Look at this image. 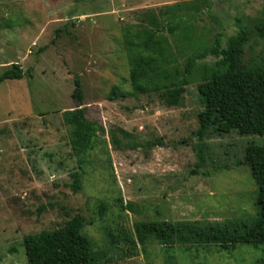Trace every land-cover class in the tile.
Returning <instances> with one entry per match:
<instances>
[{"label": "rangeland", "instance_id": "obj_1", "mask_svg": "<svg viewBox=\"0 0 264 264\" xmlns=\"http://www.w3.org/2000/svg\"><path fill=\"white\" fill-rule=\"evenodd\" d=\"M176 4L177 40L185 31L194 50L206 49L219 34L225 47L245 27L250 37L242 62L264 63V41L255 33L264 0H0V74L11 64L25 73L0 84V264H27L26 235L58 229L78 214L98 264H254L264 258V245L153 243L126 259L110 246L108 232L120 239L138 222L247 221L258 211L257 185L240 162L248 145L264 146V136L210 132L200 143L197 83L186 87L178 107H167L157 94L109 99L113 87L131 90L123 30L154 17L162 23ZM76 79L96 130L91 148L79 155L65 123V112L75 108Z\"/></svg>", "mask_w": 264, "mask_h": 264}, {"label": "trees", "instance_id": "obj_2", "mask_svg": "<svg viewBox=\"0 0 264 264\" xmlns=\"http://www.w3.org/2000/svg\"><path fill=\"white\" fill-rule=\"evenodd\" d=\"M262 19L255 26L256 35L264 41V8ZM163 22L152 18L148 24H137L123 30V44L129 66V92L113 87L109 99L157 94L167 107L181 104L186 87L197 83V94L203 105L198 114L196 136L200 143L211 132L223 137L232 132L240 136H264V63L244 64L242 54L250 32L239 27L229 37L225 47L218 34L211 47L194 50L195 42L183 31L175 37L181 17L177 4L168 6ZM173 37V43L165 34ZM191 50L192 55L185 56ZM214 58L211 64L205 59ZM201 63V65H199ZM25 77L19 65L11 64L0 74V84L6 80ZM72 99L75 108L65 112V123L71 127V145L76 155L91 148L95 125L86 118L81 83L74 81ZM203 147V145H201ZM202 150L200 158L202 159ZM203 160V159H202ZM240 164L249 167L258 188L254 217L247 221L202 223L198 221H146L133 226L132 233L115 239L108 232L112 249L119 259L135 257L139 247L157 243L161 246L185 248L225 245L232 249L239 245L258 248L264 245V146L246 147ZM74 191L80 188V177L73 175ZM103 207V206H102ZM84 218L76 215L62 227L26 235L23 247L27 264H98L90 238L83 233ZM123 243L124 248L117 244ZM254 264H264V258Z\"/></svg>", "mask_w": 264, "mask_h": 264}]
</instances>
